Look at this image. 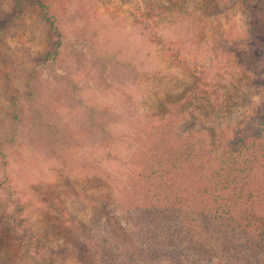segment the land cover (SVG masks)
<instances>
[{"label": "rangeland", "instance_id": "374dc122", "mask_svg": "<svg viewBox=\"0 0 264 264\" xmlns=\"http://www.w3.org/2000/svg\"><path fill=\"white\" fill-rule=\"evenodd\" d=\"M42 1L0 0V264L103 263L157 126L264 130V0Z\"/></svg>", "mask_w": 264, "mask_h": 264}, {"label": "trees", "instance_id": "16d2710c", "mask_svg": "<svg viewBox=\"0 0 264 264\" xmlns=\"http://www.w3.org/2000/svg\"><path fill=\"white\" fill-rule=\"evenodd\" d=\"M29 1L52 20L42 0ZM23 2L17 0L18 11ZM245 8L255 36L256 12L251 4ZM203 92L198 102L207 101ZM257 109L244 113L248 122L215 132L213 139L193 142L194 134L169 135L166 125L157 126L155 153L144 157L137 197L112 207L115 233L123 235L114 242L105 235L101 245L108 256L98 264H264V130H245Z\"/></svg>", "mask_w": 264, "mask_h": 264}]
</instances>
